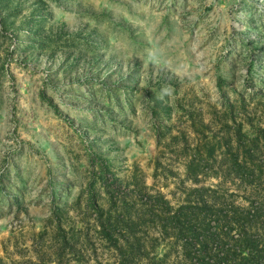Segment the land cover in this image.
<instances>
[{"label":"rangeland","instance_id":"1","mask_svg":"<svg viewBox=\"0 0 264 264\" xmlns=\"http://www.w3.org/2000/svg\"><path fill=\"white\" fill-rule=\"evenodd\" d=\"M89 193L129 229L101 237ZM155 193L171 210L220 199L209 231L239 220L217 241L264 242V0H0V264H74L54 261L57 225L83 264H186L143 212Z\"/></svg>","mask_w":264,"mask_h":264},{"label":"trees","instance_id":"2","mask_svg":"<svg viewBox=\"0 0 264 264\" xmlns=\"http://www.w3.org/2000/svg\"><path fill=\"white\" fill-rule=\"evenodd\" d=\"M251 66V65H250ZM49 104L52 105L55 112L57 108L53 105L49 100H47ZM201 126H205L202 121H199ZM256 135L254 137L249 138L248 140L255 146L257 144ZM215 144H207L203 142L202 147L203 151L201 152L197 144L194 149V158H199L203 153L202 159L204 162L208 160H213V154L215 150ZM196 159L190 158L186 161L184 165V172L188 178L191 180H195L198 174V164L194 163ZM234 164V163H232ZM232 167V165H231ZM233 168V167H232ZM107 165L100 164L99 172H98V182L99 186L106 194H108L111 198L113 196V191L110 189V183L107 182L105 173L107 172ZM194 190L198 195H202L204 197V193H208L212 189H206L205 187L195 188ZM207 191V192H206ZM93 194L89 193L88 201L93 210L95 211V222L97 226V231L101 237L109 239V230H116L115 228H119L118 230L127 228L125 225V220L128 216V210L126 207H119L121 217H110L109 214L103 212V208L100 205H97L93 199ZM155 201L160 205V212L153 213L150 207H142L144 209V214L147 212L148 215H152L154 219V225L156 226V230L159 233L165 232L167 229L168 223H172L169 229L172 230L173 233V241H171V246L175 243H178L179 250L183 255V258L186 261V264H264V242L261 245H257L254 239H249L248 237H241L235 240L230 248L224 247V243L217 241L216 238L218 233L215 231H221L223 227L227 228V232L232 225V222H237L235 213H232L228 219H224V217H214L215 225L213 230L209 231V220L210 217H207L209 214H217L219 208L216 207L222 204L220 199L216 201H209V199H202V204L193 205L190 201H184V203L176 206L175 209L171 210V206L168 205L167 200L159 193L153 194ZM209 197V195H207ZM211 199V198H210ZM197 208L199 212H195L194 209ZM247 211L251 216H255L259 214V206L258 205H248ZM170 213V215L168 214ZM151 219V218H149ZM153 220V219H152ZM231 224V225H230ZM245 223L241 221L239 223L240 230H244ZM166 227V228H165ZM235 228V227H233ZM248 228H254V226L248 225ZM239 231V229H236ZM241 232V231H240ZM43 232H39L42 234ZM54 237L58 241L57 251L55 252L54 261H58L61 256L65 254H70L73 256L74 264H83L80 263L81 253L79 249H76L75 245L72 242L74 239V235L69 233L68 235L61 229L60 225L55 227ZM236 242V243H235ZM126 249H121L119 245H113L114 248L121 254L124 253L132 255L133 249L137 250V242L132 243H124ZM215 246V251H210V246ZM234 248V249H233ZM210 252V253H209ZM37 256V255H36ZM159 262L163 261L162 258L157 259ZM79 262V263H78ZM148 264H157L156 262L148 260Z\"/></svg>","mask_w":264,"mask_h":264}]
</instances>
